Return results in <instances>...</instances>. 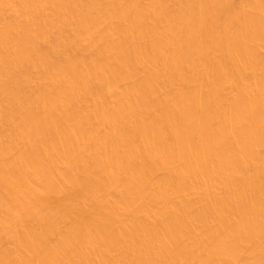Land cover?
I'll return each instance as SVG.
<instances>
[{"label": "bare ground", "instance_id": "bare-ground-1", "mask_svg": "<svg viewBox=\"0 0 264 264\" xmlns=\"http://www.w3.org/2000/svg\"><path fill=\"white\" fill-rule=\"evenodd\" d=\"M0 264H264V0H0Z\"/></svg>", "mask_w": 264, "mask_h": 264}]
</instances>
